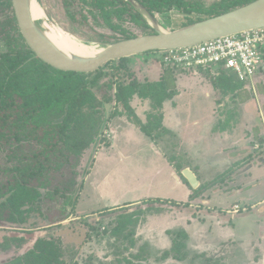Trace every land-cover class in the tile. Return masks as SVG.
<instances>
[{"label": "rangeland", "instance_id": "obj_1", "mask_svg": "<svg viewBox=\"0 0 264 264\" xmlns=\"http://www.w3.org/2000/svg\"><path fill=\"white\" fill-rule=\"evenodd\" d=\"M38 1L44 9L48 20L52 24L58 26V20L60 19L59 10H61L59 1ZM195 1L199 3V8L191 10V12H184L180 8L172 7L163 13H155L159 24L166 30L177 29L184 26L183 24L188 21L206 17L207 14L205 12L210 8H214V4H218L221 1L227 3L230 0ZM211 16H215V14L210 15V17ZM19 42L20 38L16 32L7 34L0 40V51L15 48L18 46ZM157 52L158 51L147 52L145 55L138 57L139 59L135 60L137 63L135 65L134 62L130 63V59H126L122 62L114 60L106 63L100 68L97 75H95L98 86L92 87V90L96 92L100 91L99 93H101V95L107 92V95L109 94L112 98L108 103V109L110 113L116 114L119 109H121V106L113 97L115 90H117L116 87L129 82L132 80V77L135 76L140 82L144 80V83L140 84L148 83V81H145L147 79V77H145L147 74V71H145L147 67L152 66L155 68L159 74V78L165 76V82L168 87L174 88L175 90L178 75H184L181 77L182 83H180L182 87L180 88L182 89V97H176L170 100L171 103L166 102V105L173 106L172 108L170 107V110L165 109L164 102L159 109L156 108V115H161L162 122L165 126L167 125L169 127H167V130L163 126L167 132L169 131L168 136H170L171 142L175 139L177 140L176 143H180L181 141V149L183 151L184 149L187 151L189 146L193 149L195 145L198 146L197 142L201 141V147L204 150V153H202L204 159H200V161L204 162V160H206L205 164H208L213 162L214 158L219 159L218 163L220 168L213 166L211 168L204 167V172H201L194 167L197 175L202 180L211 179V181L201 182L200 186L193 190L192 198L188 201V205H182L181 210L185 211V214L188 216L197 218L201 223L205 220H209L205 224L206 229L212 225L209 231L215 229V231L213 230L214 232L203 233L204 231H202L200 234L194 233L192 235L202 239L210 234L211 236L209 238L212 239L213 243H218L219 247L215 250L210 249V255H206L205 251H203V253H195V255L191 256L188 255V253H183L185 256L183 258L181 257V261H177V258L173 257L175 252L169 251V253L164 254L162 237L159 239V235H157V241L152 240L150 239L151 234L148 233V225L153 227V231H157L161 229V226L167 223L161 215L153 216L154 218H146L147 214L154 211L156 212V210L161 208V205L156 202L152 205V212L144 211L139 213V208H137L138 205H133V207L128 208L125 206L120 207V209L115 211L103 209L91 216H78L74 208L72 212L70 211V208L72 206L74 207L73 200L71 197L67 200L66 193L61 189L66 186H71L76 175L81 174L83 170L89 168L93 160V151L100 146V144L106 143L107 137L105 136L104 127L101 129V133L96 137L94 143L82 153L80 163L76 168L77 171L73 172L64 169L65 175L55 180L58 190L51 196L45 197L42 202V210L47 218L46 221L42 222L41 219L33 217L26 225H23V227L9 223L0 224V242L10 236L33 238L20 246H16L15 243H13L8 250L0 249V262L4 261L6 258L8 259V257L11 258L13 255L15 256L23 253L33 245L35 239L41 237L52 238L60 243L65 264H264V162L260 160L264 158V132L262 133L257 126H249L244 135L247 140V156L243 158L242 162L240 161L241 164L239 166L235 167L237 164L234 163L233 167H227L228 170L218 175V173L224 171L226 167H222L224 165V156H214L215 154L209 151L211 148V142H209V140L203 139L202 137L198 138L197 136H195V139H191L190 136L194 130L193 124L190 126L187 125V121H191L194 116L207 118V116L204 115V107L199 108L200 113H196L197 100L193 97V92L204 89L202 84L209 86L212 84L215 85V75H213V72L209 69L197 67L182 68L165 65L160 61ZM128 64H130L129 67L131 66V69L128 68ZM187 75H191L190 79H187ZM227 76L229 77V82L227 81L225 84L229 83V86H231V84H237V80L233 74H228ZM93 77L94 75H92L91 78ZM263 78L259 81L256 80L255 85L250 82L244 83L245 85L240 84V87L229 89L226 94L222 93L220 86L214 87L212 85L213 87L211 86V88L212 91L216 92L217 97L215 98L218 99L217 102H225L228 100L226 105H232L239 103L242 99H245L243 103L254 99L253 103H248L249 108H254L255 110L257 108L256 105H258L261 109V104L256 94H264ZM153 81L157 82L155 80ZM251 84L253 86H251ZM109 85H112L111 89L108 87ZM179 100L185 101L184 104L191 105L190 112L181 109L182 106ZM176 105H178V107ZM227 110H233L234 112L233 107H229ZM99 111L100 115H102L105 114L106 110L105 108L99 107ZM84 112H88V110L84 108ZM182 112L185 115L183 116L185 117L184 119L180 118V116L182 117ZM186 112L188 113L186 114ZM262 121L264 122V120L260 119V122ZM171 122H179V126L183 127L182 130L170 127ZM181 122H184V124H181ZM130 123L133 124V127L138 128L134 121L130 120ZM111 126L113 127V124H111ZM151 158L155 159V156H151ZM193 159L195 158L193 157ZM199 163L203 165L201 162ZM109 164H112V166L114 165V169L117 170L115 177L119 178V183L114 186L115 194L117 195V197H115L116 199L124 194V189L127 185L133 183L135 176L139 177V180L134 181V186L136 184L140 186L141 181H145V177L151 168L147 156H131L125 161H118L117 163H114V160L111 159L108 163L100 162L99 167L95 164L94 168H91L93 170V176L100 177L103 175L101 172H105L104 167L108 168ZM0 165L3 167L10 166L7 163L6 151L3 148H0ZM134 166H136L135 172L133 171ZM79 179L78 175L77 180L79 181ZM90 180L91 179L86 181V185L83 187L80 194L77 202V212H87L98 209L100 206L102 207L95 188L93 192V187H95L96 184L94 185ZM86 188H89L88 196L85 194ZM145 191L144 189H139V192H143L144 194L142 196L143 198L141 197L138 202L150 199L145 197L147 194H150ZM151 193L158 192L152 189ZM118 195L120 196L118 197ZM112 203L115 204L116 202L114 203L113 199H111L109 204ZM236 204L239 206L238 213L226 214L224 212L230 210L232 205ZM117 205L120 204H115L113 206ZM169 205L172 204H168V206ZM140 206L145 208V205ZM261 207H263V210H259ZM143 208H140V210ZM65 213H67L68 216L64 219ZM224 217L229 221V225L226 224V228H223L224 230L216 227L215 223L211 224V219H208L213 218L218 220L220 218L222 220ZM173 227H175V229H185L183 220L180 219L174 222ZM235 235L242 237L236 238ZM228 237L230 240L227 239ZM199 241L203 243V240ZM208 244L211 243L205 244L207 248L209 246ZM201 245L203 246V244ZM178 251L177 254L180 255L184 249H179Z\"/></svg>", "mask_w": 264, "mask_h": 264}, {"label": "trees", "instance_id": "obj_2", "mask_svg": "<svg viewBox=\"0 0 264 264\" xmlns=\"http://www.w3.org/2000/svg\"><path fill=\"white\" fill-rule=\"evenodd\" d=\"M58 1L61 8L58 24L85 41L110 43L153 32L141 15L125 0ZM139 1L155 17V13H163L172 7L180 8L184 12L199 8V3L195 0ZM251 1L253 0L217 2L214 8L205 12L206 17L188 21L183 25L213 14L224 13ZM18 29L11 0H0V40L14 32L20 38L17 47L0 51V148L6 151V160L10 165H0V224L9 223L23 227L33 217L41 219L42 222L47 220L42 210V202L45 197L58 190L55 180L65 175L64 169L77 171L82 153L94 143L101 129H106V123L113 113L108 110L106 115L105 104L112 100L111 96L107 92L101 95L100 91L92 90V87L98 86L95 75L100 68L92 73L55 69L35 56L23 41ZM130 58L117 60L122 62ZM128 68L130 69L129 66ZM225 73L230 74L223 70L213 73L215 85H212L220 86L223 94L244 84L237 79L235 85L225 84L229 82ZM108 87L111 89L112 85ZM116 88L113 97L121 106L118 113L127 115L148 136H152L154 129L165 131L161 127V115H156V108L159 109L162 102L173 97L176 91L168 87L165 76L157 82L148 81L146 84H140L136 77H132V80ZM134 94L149 97L156 110L148 115V122L145 124L136 117L129 105ZM99 107L105 108V114L100 115ZM84 108L88 112H84ZM87 173L88 169L83 170L76 175L71 186L61 189L66 193L67 200L70 197L73 200L74 207L70 208L71 212L75 208ZM155 202L162 205L166 201L149 199L140 202L136 204L139 213L152 211ZM186 204L188 202L183 205ZM140 205H145V208ZM179 207L182 209V206ZM67 216L65 213L64 219ZM185 238L184 231L174 234L171 248L175 252L174 258L181 259L185 256V251L177 254L179 249H185ZM32 239L25 236L6 237L0 242V249L8 250L13 243L20 246ZM167 253L169 251L164 254ZM0 264H65V261L58 241L39 237L26 251L8 257Z\"/></svg>", "mask_w": 264, "mask_h": 264}, {"label": "crops", "instance_id": "obj_3", "mask_svg": "<svg viewBox=\"0 0 264 264\" xmlns=\"http://www.w3.org/2000/svg\"><path fill=\"white\" fill-rule=\"evenodd\" d=\"M143 55L145 54L142 53L130 56L132 57L130 58V63L134 62V65L137 64L135 60L139 59L138 57ZM129 65L130 64H128V66ZM145 71H147V74L145 76L147 77V79L145 81H159L161 79V77L159 78V74L157 73L155 68H153L152 66L147 67ZM261 74L254 77V80H252V82L250 83H253V85H255L256 80L259 81L261 78H263L264 72ZM183 76L184 75H178L176 81V91L173 97L167 98L162 102V105L165 102L166 110H170L173 107L166 105V102H170V100L176 97H182V89H180L182 87L180 86V83H182L181 77ZM187 76V79H190L191 75ZM136 79L138 83H144V80L140 82L138 78ZM253 85L251 84V86ZM202 86H204V89L193 92V97H195L197 100L196 113H200L199 108L204 107V115L207 116V118L194 116L191 121H187V125L190 126L191 124H193L194 130L191 133V139H195V136H197L198 138L202 137L203 139L209 140V142H211V148L209 151L213 152V154H215L214 156H224L223 161L225 163L223 162L224 165L222 167H226L224 168L225 170L223 169L224 171L218 173V175H221L226 170H228L227 167H233L234 163L237 164L235 167L239 166L243 158L247 156V140L245 139L244 135L248 127L254 125L255 127L257 126L262 133L264 132V122H260V119L264 120V94H256L257 99L259 98L261 109L258 105H256L257 108L254 110V108H249L248 106V103H253L254 99H251L244 103L243 101L245 99H242V101H240L241 103L239 102L232 105H226L228 100H226L225 102H217L218 99L215 98L217 97V95L215 91H212V85L209 86L202 84ZM180 103L182 106L181 109L190 112V104H184L185 101L182 100L180 101ZM129 105L133 109L139 120L144 124L148 122V115L150 113L156 112V110H154L152 106V100L149 97L144 98L138 96L137 94H134L129 101ZM176 106L178 107V105ZM229 107H233L234 112L233 110H227V108ZM187 113L188 112H186V114ZM183 116L185 115L182 112V117L180 116V118L184 119L185 117ZM111 124H113V127L111 126ZM181 124H184V122H181ZM170 125V127L174 129L178 128L179 130H182L183 128L179 126V122H171ZM163 126L168 130L169 127L167 125H164L161 118V127L164 128ZM166 129L165 131H162L160 128L154 129L152 131V136H148L144 132H142L140 128L133 127V124L130 123V120L126 117L125 114L114 113L108 121L105 129V136L107 137L106 143L100 144V146H98L93 151V160L88 168V173L83 179L82 187L79 191L80 197L83 187L86 185V181L91 179L90 181H92L94 185L96 184L95 187H93V192L95 188L97 197L100 200L102 207L100 206L98 209H94L92 211L77 212V202L79 200L78 197L74 211L78 216H91L103 209L109 211L124 206L131 207L140 203L138 201L141 199L144 193L139 192V189H144L146 190V193H150L145 197L166 201L165 203H162V205L160 204L161 209L156 210V212L151 211L152 213L146 215V218L148 219L151 217L154 218L153 216L156 215H161L162 217H164V221L167 222L166 224L161 226V229L157 231H153V227L148 225V233L151 234L150 239L157 241V235H159V239L161 237L163 239L164 244L162 247L164 248V251H171V248L173 246L174 234L178 231H184L186 233V238L184 239V244L186 245L184 249L185 253H188V255L191 256L195 255V253H203V251H205L206 255H210L211 252L209 250L217 249V247H219L218 243L212 242V239L209 238L211 236L210 234H208L206 238L203 237L202 239L198 238V236H193L192 234H200L202 233V231H204L203 233L214 232L215 229H213L214 231H209L211 230L212 225H210L208 229H206L205 226V224L209 220H205L203 223H201L197 218H192L191 216L185 214V211H181L182 209L179 207L180 205L182 206L184 203L191 200V195L194 190L190 187L181 171L185 168H189L190 170H192L198 178L200 186L201 182H209L211 181V179L202 180L197 175L194 167H196L201 172H204V167L211 168L213 166L220 168L218 163L219 159L214 158L213 162L205 164L206 160H204V162L200 161V159H204V156L202 154L204 153V150L201 147V141H198V146L195 145L193 149L189 146V149L187 151H185L184 148L183 151L181 149V141L180 143H176L177 140L175 139L171 142V138L170 136H168L169 131L167 132ZM131 156H147L149 164H151V168L149 169V172L145 177V181H141L140 186L139 184H136L134 186V181L139 180V177L135 176V180H133V183L127 185L124 189V194H122L120 198L116 199L115 197H117V195L115 194L114 186L119 183V178L115 177V173L117 170L114 169V165L112 166V164H109L108 168L104 167L105 172H101L103 173V175H101L100 177L93 176L92 169L94 168L95 164H97V167H99L100 162L108 163L111 161V159H113L114 163H117L118 161H125ZM151 156H155V159H152ZM193 157L195 159H193ZM262 159L263 158L260 159L261 162H264ZM199 162H201L203 165H201ZM135 169L136 166L133 167L134 172ZM152 189L156 190L158 193H151ZM88 190L89 188H86L85 190L86 196H88ZM119 196L120 195H118V197ZM111 199H113L114 203L116 202L115 204L120 205L113 206L115 204H109V201ZM168 204L172 205L168 206ZM224 212L227 214L238 213L239 211H235L234 205H232V208L230 210H226ZM180 219L183 220L185 229H175V227H173L174 222L179 221ZM208 219H211V224L215 223V226L219 229L226 228V224L229 225V221L226 220L225 217L222 220L220 218L218 220L213 218ZM235 237L240 238L242 236L235 235ZM227 239L230 240L229 237ZM199 240H203V243H200ZM206 242L211 243L208 244V248L207 245H205L207 244ZM201 244H203L204 247ZM176 260L181 261V259Z\"/></svg>", "mask_w": 264, "mask_h": 264}, {"label": "water", "instance_id": "obj_4", "mask_svg": "<svg viewBox=\"0 0 264 264\" xmlns=\"http://www.w3.org/2000/svg\"><path fill=\"white\" fill-rule=\"evenodd\" d=\"M33 1L39 3L38 0H11L16 23L25 43L45 64L58 70L78 73H92L112 60L148 51L187 47L217 37L264 27V0H253L173 30L164 29L139 0H125L141 15L153 32L110 43H98L103 47L97 52L92 55H80L60 48L47 35L40 21L33 18ZM46 21L50 27L57 26L48 18ZM105 107L108 115L109 104L106 103ZM262 160L264 161V158ZM181 173L192 189L199 186V180L192 170L185 168ZM260 210H263V207Z\"/></svg>", "mask_w": 264, "mask_h": 264}, {"label": "built area", "instance_id": "obj_5", "mask_svg": "<svg viewBox=\"0 0 264 264\" xmlns=\"http://www.w3.org/2000/svg\"><path fill=\"white\" fill-rule=\"evenodd\" d=\"M165 65L223 70L240 82L264 72V27L217 37L191 46L157 52ZM239 206L234 205L238 211Z\"/></svg>", "mask_w": 264, "mask_h": 264}, {"label": "bare ground", "instance_id": "obj_6", "mask_svg": "<svg viewBox=\"0 0 264 264\" xmlns=\"http://www.w3.org/2000/svg\"><path fill=\"white\" fill-rule=\"evenodd\" d=\"M32 15L36 21H40L47 35L62 49L72 51L80 55H92L101 49L103 46L98 43L83 41L71 33L64 30L62 27H50L46 21L44 9L37 3L32 2Z\"/></svg>", "mask_w": 264, "mask_h": 264}]
</instances>
